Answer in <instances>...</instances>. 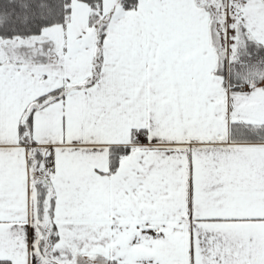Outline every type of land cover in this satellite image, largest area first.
<instances>
[{"label":"snow or ice","instance_id":"snow-or-ice-1","mask_svg":"<svg viewBox=\"0 0 264 264\" xmlns=\"http://www.w3.org/2000/svg\"><path fill=\"white\" fill-rule=\"evenodd\" d=\"M0 264H264V0H0Z\"/></svg>","mask_w":264,"mask_h":264}]
</instances>
